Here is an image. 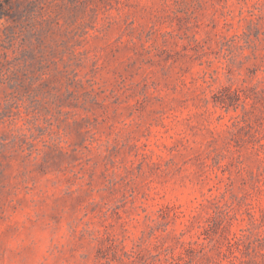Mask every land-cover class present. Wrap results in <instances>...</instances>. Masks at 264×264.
I'll list each match as a JSON object with an SVG mask.
<instances>
[{
    "label": "rangeland",
    "instance_id": "1",
    "mask_svg": "<svg viewBox=\"0 0 264 264\" xmlns=\"http://www.w3.org/2000/svg\"><path fill=\"white\" fill-rule=\"evenodd\" d=\"M178 255L264 264V0H0V264Z\"/></svg>",
    "mask_w": 264,
    "mask_h": 264
},
{
    "label": "trees",
    "instance_id": "2",
    "mask_svg": "<svg viewBox=\"0 0 264 264\" xmlns=\"http://www.w3.org/2000/svg\"><path fill=\"white\" fill-rule=\"evenodd\" d=\"M234 239H235L234 241H232V239L229 240L230 246H232V247L236 244H239V241L241 238H239L238 235H236ZM232 252H233L234 256L237 258L238 255L235 253V251H232ZM179 259L183 260L184 258H183V256L178 255V257H173V259H168V263L169 264H181Z\"/></svg>",
    "mask_w": 264,
    "mask_h": 264
}]
</instances>
